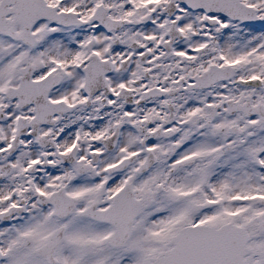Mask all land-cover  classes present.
<instances>
[{
  "label": "snow or ice",
  "instance_id": "snow-or-ice-1",
  "mask_svg": "<svg viewBox=\"0 0 264 264\" xmlns=\"http://www.w3.org/2000/svg\"><path fill=\"white\" fill-rule=\"evenodd\" d=\"M0 264H264V0H0Z\"/></svg>",
  "mask_w": 264,
  "mask_h": 264
}]
</instances>
